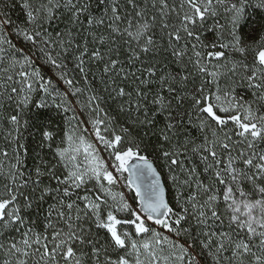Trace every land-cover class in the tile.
Segmentation results:
<instances>
[{"label":"snow or ice","instance_id":"obj_1","mask_svg":"<svg viewBox=\"0 0 264 264\" xmlns=\"http://www.w3.org/2000/svg\"><path fill=\"white\" fill-rule=\"evenodd\" d=\"M0 127V264H264V0H0Z\"/></svg>","mask_w":264,"mask_h":264},{"label":"trees","instance_id":"obj_2","mask_svg":"<svg viewBox=\"0 0 264 264\" xmlns=\"http://www.w3.org/2000/svg\"><path fill=\"white\" fill-rule=\"evenodd\" d=\"M17 14L16 13H13V16L15 17ZM5 132H6V127H0V146H3L6 141L4 139L5 137ZM193 135H196L195 131H193L192 133ZM155 139V138H153ZM26 142L30 145V148H35V144L31 141L30 138H27L26 137ZM31 163V161H29V164ZM156 165L158 168H161V164L159 161H156ZM161 171L164 173V177H166L167 173H166V169H162L161 168Z\"/></svg>","mask_w":264,"mask_h":264},{"label":"rangeland","instance_id":"obj_3","mask_svg":"<svg viewBox=\"0 0 264 264\" xmlns=\"http://www.w3.org/2000/svg\"><path fill=\"white\" fill-rule=\"evenodd\" d=\"M120 189H117V191H119ZM124 191H126V190H124Z\"/></svg>","mask_w":264,"mask_h":264}]
</instances>
